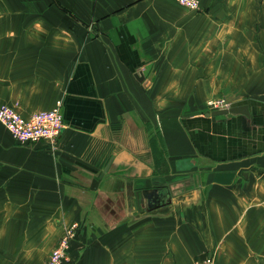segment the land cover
Segmentation results:
<instances>
[{"label":"crops","instance_id":"crops-1","mask_svg":"<svg viewBox=\"0 0 264 264\" xmlns=\"http://www.w3.org/2000/svg\"><path fill=\"white\" fill-rule=\"evenodd\" d=\"M60 102L55 143L0 123V264L74 224L64 264H264V0H0V107Z\"/></svg>","mask_w":264,"mask_h":264},{"label":"built area","instance_id":"built-area-1","mask_svg":"<svg viewBox=\"0 0 264 264\" xmlns=\"http://www.w3.org/2000/svg\"><path fill=\"white\" fill-rule=\"evenodd\" d=\"M177 3L188 11H201V0H167ZM232 108L225 98L211 99L206 104V111L215 112ZM62 103L51 111L39 112L29 117L22 116L15 107H0V123L21 145L38 142L55 143L65 129L64 117L61 112ZM78 224H74L65 233L50 254L46 264H64L69 260L71 241L77 234ZM195 264H216L213 257Z\"/></svg>","mask_w":264,"mask_h":264},{"label":"water","instance_id":"water-1","mask_svg":"<svg viewBox=\"0 0 264 264\" xmlns=\"http://www.w3.org/2000/svg\"><path fill=\"white\" fill-rule=\"evenodd\" d=\"M143 74H139L138 77L142 78ZM202 115H204L207 118H218V117H227V116H245L249 118L250 112L248 107H232L228 110H223V111H215V112H209L205 111ZM156 196H160L159 193H155ZM152 200V196H144L142 192L138 191L135 193V201L140 209L145 208L144 210L146 212H149V204L150 201ZM147 206V208H146Z\"/></svg>","mask_w":264,"mask_h":264},{"label":"flooded vegetation","instance_id":"flooded-vegetation-1","mask_svg":"<svg viewBox=\"0 0 264 264\" xmlns=\"http://www.w3.org/2000/svg\"><path fill=\"white\" fill-rule=\"evenodd\" d=\"M160 196H161V194H160ZM164 205H166V203H165ZM149 206L153 208V206H154V205H152V206H151V205H149Z\"/></svg>","mask_w":264,"mask_h":264}]
</instances>
